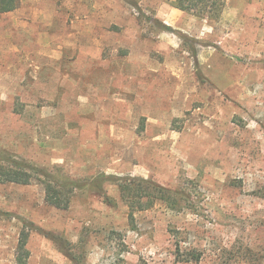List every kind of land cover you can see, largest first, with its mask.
<instances>
[{"label":"rangeland","instance_id":"1","mask_svg":"<svg viewBox=\"0 0 264 264\" xmlns=\"http://www.w3.org/2000/svg\"><path fill=\"white\" fill-rule=\"evenodd\" d=\"M172 2L0 14V163L77 184L59 209L0 183V264L23 229L27 264H264V0L214 19ZM125 178L169 195L130 220Z\"/></svg>","mask_w":264,"mask_h":264},{"label":"trees","instance_id":"2","mask_svg":"<svg viewBox=\"0 0 264 264\" xmlns=\"http://www.w3.org/2000/svg\"><path fill=\"white\" fill-rule=\"evenodd\" d=\"M20 0H0V14L16 9ZM227 0H173L175 8L191 12L194 15L214 19L220 16ZM0 163V183L20 185L37 182L44 190L45 202L55 208L67 209L75 193L77 184L72 181H60L49 173L26 164L21 160H2ZM118 184L121 195L129 207V218L134 211L153 207L155 202L165 200L169 190L150 180L125 178ZM30 230H21L16 248V264H27L29 252L26 248ZM46 234V232H43ZM49 235V234H46ZM55 237V236H54ZM56 239V238H54Z\"/></svg>","mask_w":264,"mask_h":264}]
</instances>
